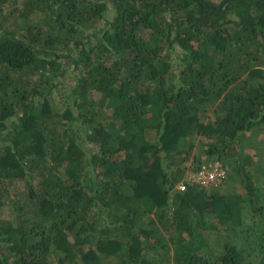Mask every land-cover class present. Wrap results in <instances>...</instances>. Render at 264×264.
Wrapping results in <instances>:
<instances>
[{
	"label": "trees",
	"instance_id": "1",
	"mask_svg": "<svg viewBox=\"0 0 264 264\" xmlns=\"http://www.w3.org/2000/svg\"><path fill=\"white\" fill-rule=\"evenodd\" d=\"M259 126L264 0H0V264H264Z\"/></svg>",
	"mask_w": 264,
	"mask_h": 264
},
{
	"label": "rangeland",
	"instance_id": "2",
	"mask_svg": "<svg viewBox=\"0 0 264 264\" xmlns=\"http://www.w3.org/2000/svg\"><path fill=\"white\" fill-rule=\"evenodd\" d=\"M107 18H111V12L109 10L107 16ZM106 19H102L101 24H104V21ZM71 77H68L65 80V83H68V79H70ZM65 91V90H64ZM62 94L61 92H59L58 90H56L54 92V96L55 97H60ZM91 126H88L87 130L90 129ZM244 143L246 144V152H252L253 150H256L257 153L254 156V161L253 163L250 165V170L254 173H257L262 179L264 178V127L263 126H259L258 128H255L254 130L249 131L246 134V137L244 139ZM195 149V148H194ZM203 149L204 146L202 145H197L195 151L202 154V156L204 157V153H203ZM193 152L190 154V159L188 160L187 165L190 166L192 164L191 160L193 159ZM245 153L242 155L244 156ZM242 156H238L237 158H242ZM235 163V157L231 158L229 160L228 163V167H227V176L228 173L230 172L231 174H233V178H228L226 177V179H224L222 181V187L221 189L223 191H228V190H237V191H243V186L240 183V175L233 171V169L231 168V165H233ZM228 168H230V171L228 170ZM188 174L190 173V170H188ZM187 178V177H186ZM210 188V187H209ZM0 215L3 217H10V209L9 208H3L2 210H0Z\"/></svg>",
	"mask_w": 264,
	"mask_h": 264
},
{
	"label": "built area",
	"instance_id": "3",
	"mask_svg": "<svg viewBox=\"0 0 264 264\" xmlns=\"http://www.w3.org/2000/svg\"><path fill=\"white\" fill-rule=\"evenodd\" d=\"M187 175V180L198 183L207 187L218 186L226 177L227 169L221 162L215 161L209 165H203L197 172H190ZM186 182H181L177 186L180 189L186 188Z\"/></svg>",
	"mask_w": 264,
	"mask_h": 264
}]
</instances>
